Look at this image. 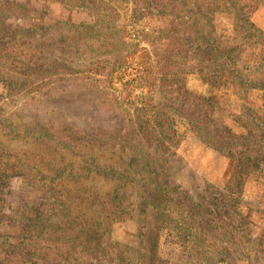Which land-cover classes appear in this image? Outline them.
<instances>
[{
    "label": "rangeland",
    "instance_id": "rangeland-1",
    "mask_svg": "<svg viewBox=\"0 0 264 264\" xmlns=\"http://www.w3.org/2000/svg\"><path fill=\"white\" fill-rule=\"evenodd\" d=\"M241 1L245 5L252 2L250 20L264 38V0ZM100 3L102 11L115 19L125 44L117 41L116 47L109 46L101 38H90L82 32L81 25L92 23L94 18L86 9L72 5L71 0H0V12L7 14L0 15V19L37 29L35 36L19 37L0 50V115L19 126H53L63 136L70 134L80 150L95 154L106 165H119L123 155L111 136L122 119L121 107L129 109L145 94L160 104L159 108L171 111L178 120L181 117L177 109L174 112L175 108H163L173 101L161 96L156 82L143 80L147 64L154 66L165 57L166 37L161 29L167 24V17L135 5L134 0ZM214 22L220 43L238 47V72L244 81L264 83V60L255 38L240 33L229 14L217 12ZM13 81H26L27 91L8 96L6 84ZM235 81L214 89L194 74L185 77L188 89L214 97L212 116L216 128L244 134L245 129L237 120L246 122L249 111L261 107L262 93L253 85L242 86ZM181 129L184 136L176 157L170 160L176 179L174 194H189L200 202L207 185H225L233 161L200 141L198 134ZM59 157L55 147L25 137L13 138L0 125V164L6 170L0 174V264H40L37 247L26 258L20 256L26 245L22 230L6 218L16 215L20 207L44 198L41 185L34 178L36 169L48 171L40 164L47 160H51L49 170L58 168ZM64 158L69 160L73 156ZM28 168L32 173L26 178ZM113 185L109 180L92 178L67 188L75 198L73 212L100 220L107 228L106 241L124 247L131 264H206L199 256L194 257L192 247L168 241L161 229L154 231L151 218L143 219L145 214L134 212L113 221L111 212L105 207L101 210L99 205L100 200L105 202ZM244 187L234 206L238 207L239 216L245 218L243 240L254 254V250H260L258 238L264 229V163L258 173L245 181ZM213 241L222 246L216 238ZM218 260L219 257L215 262ZM235 264H264V253L249 262Z\"/></svg>",
    "mask_w": 264,
    "mask_h": 264
},
{
    "label": "trees",
    "instance_id": "trees-1",
    "mask_svg": "<svg viewBox=\"0 0 264 264\" xmlns=\"http://www.w3.org/2000/svg\"><path fill=\"white\" fill-rule=\"evenodd\" d=\"M71 1L75 7L89 11L94 18L92 23L81 25L87 36L101 38L113 47L117 41L125 44L115 19L102 11L101 0ZM134 2L168 19L161 29L166 37L165 57L154 66L147 64L144 68L147 75L143 80L157 83L161 96L173 101L163 108L172 111L175 108L174 112L177 109L181 119L178 120L171 111L159 108L160 104H155L152 97L142 94L129 109L121 107L122 119L111 136L113 138L110 137L122 153L123 161L119 165H106L95 154L80 150L70 134L63 136L53 126L15 125L0 115V125L13 138L45 142L49 147H55V152L60 155L58 168L49 170L51 160H47L40 164L48 171L43 168L34 171L44 198L20 207L15 211L16 215L6 218L22 230L26 245L20 256L26 258L37 247L42 251L38 254L40 264H131L124 247L106 241L107 228L100 220L73 212L75 198L70 195L68 185L102 178L114 183L105 202H99L101 210L105 207L111 212L113 221L123 220L130 213H142L146 215L145 221L151 218L154 231L161 229L168 241L192 247L194 257L199 256L206 264L249 262L264 253V229L258 238L260 250H254L252 254L243 240L245 218L239 216L236 204L244 191L245 181L258 173L264 163V83L244 81V76L238 72V47L220 43L214 20L217 12L231 15L240 33L255 38L264 60L263 34L250 20L252 2L247 5L241 0ZM0 15L7 14L0 12ZM36 31V28L18 22L0 19V50L19 37L35 36ZM191 74L214 89L236 79L235 82L239 81L242 86L253 85L262 93L261 107L250 110L246 122L237 120L245 129L244 134L229 128H216L212 116L214 97L188 89L185 77ZM28 87L26 81L9 82L6 84L7 95L27 91ZM181 128L198 134L213 150L233 161L226 184L222 188L207 185L202 190L204 195L200 202L189 194H174L176 179L170 160L176 157L184 136ZM69 154L73 158H64ZM28 169L24 174L26 178L32 173ZM0 170L1 175L6 172L1 164ZM214 238L222 246L214 242ZM152 248L151 239V252Z\"/></svg>",
    "mask_w": 264,
    "mask_h": 264
},
{
    "label": "crops",
    "instance_id": "crops-1",
    "mask_svg": "<svg viewBox=\"0 0 264 264\" xmlns=\"http://www.w3.org/2000/svg\"><path fill=\"white\" fill-rule=\"evenodd\" d=\"M199 139H200V141H202L203 142V139L199 136ZM213 150V149H212ZM228 180V179H227ZM227 182V181H226ZM226 184V183H225Z\"/></svg>",
    "mask_w": 264,
    "mask_h": 264
}]
</instances>
